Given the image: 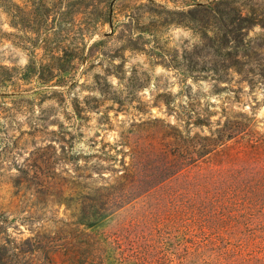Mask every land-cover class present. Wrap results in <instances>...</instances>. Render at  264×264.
I'll use <instances>...</instances> for the list:
<instances>
[{
  "label": "rangeland",
  "instance_id": "1",
  "mask_svg": "<svg viewBox=\"0 0 264 264\" xmlns=\"http://www.w3.org/2000/svg\"><path fill=\"white\" fill-rule=\"evenodd\" d=\"M154 1L152 10L165 13H147L140 6L147 0L119 2L125 26L114 35L109 24L93 27L81 0H0V80H6L0 84V245L11 264H48L39 252H21L23 241L38 232L56 243L98 240L102 264H133L120 262L131 241L156 264H243L248 252L264 247V221L221 223L193 208L196 200L184 188L195 148L215 138L226 117L245 114L264 134V86L250 92L247 84L235 83L240 77L234 73L230 87L241 88L239 99L229 90L215 93L208 77L223 55L184 23L186 17L173 14L210 0ZM238 1L264 16V0ZM122 35L133 42L124 43ZM249 38L252 45L264 42V30L256 26ZM66 51L76 62L74 79L67 86L42 84L51 56ZM30 62L36 70L23 81L19 74ZM102 79L107 83L100 90ZM165 96L174 111L162 102ZM207 113L209 126L194 124ZM138 154V177L154 166L158 174H172L179 160L186 176L169 179L92 227L78 222L73 191L56 195L53 186L61 180L82 183L87 192L109 186ZM240 246L248 247L240 253ZM96 250L89 246L85 256ZM50 257L53 264H67L62 252Z\"/></svg>",
  "mask_w": 264,
  "mask_h": 264
},
{
  "label": "trees",
  "instance_id": "2",
  "mask_svg": "<svg viewBox=\"0 0 264 264\" xmlns=\"http://www.w3.org/2000/svg\"><path fill=\"white\" fill-rule=\"evenodd\" d=\"M121 1L123 0H81L80 4L84 8L82 14L89 15L93 27L109 24L115 35L117 27L125 26V23L119 19L120 13L117 11ZM147 2L140 4L143 9H148L147 13H165V11L152 10L151 6L157 4L154 0H147ZM185 7L188 9L186 12L177 11L179 13L173 14L186 17L187 21L184 23L192 30L202 33L204 38L212 42L210 47L214 52L221 53L224 57L212 68L215 73L213 76L203 77L204 80L209 78V81L215 83L213 84L214 92L220 93L229 90L235 94L234 98L238 100L241 88L233 90L230 87L234 80L232 77L234 73L240 77L235 83L237 85L247 84L250 92L257 86H264V57L249 58L250 54L264 55V42L252 45L249 38V33L256 26L259 25L264 30V16L260 17L261 15L246 10L238 0L194 2L185 5ZM178 24H183V22ZM118 32H120V28ZM210 33L212 35H209ZM106 35L109 34L106 33ZM119 39L124 43L133 42L132 36L122 35ZM72 55L73 52L68 53V51L64 56L53 54L45 69L46 72L44 68L42 69L44 72L42 77H39L40 82L47 85L56 81L60 86L69 85L74 79L71 73L76 69V62L70 59ZM88 57V55L82 56V59ZM34 70L36 67L33 62H30L20 72L19 79L31 80ZM102 80V83H97L100 90H103L101 85L107 83V80ZM194 80H199V78ZM5 82L6 80H0L1 85ZM224 83L227 86L221 87ZM162 102L168 111H174L171 108L170 96H165ZM195 105V99H192L189 107L193 109ZM183 111L190 113L184 106L182 107ZM210 117V113H207L203 118L197 116V121L194 124L209 126ZM253 127V119L248 118L245 114L226 117L223 125L217 131V136L202 139L204 144L194 150L191 170L187 175L189 182L184 188L187 194L191 195V200H196L193 208L201 213L211 214L215 220L221 223L240 221L245 218L264 221V134L255 131ZM134 161L130 167L124 169L122 176L109 186L103 185L87 192L86 186L82 183L68 180V184H66L61 180V183L56 182L53 188L59 199L65 197L67 191H73L69 197L73 198V195H76L74 209L77 210L78 222L92 227L106 220L114 212L138 197L153 194L169 179L186 176L184 160L177 162L179 169L172 174H158L157 167L154 166L147 175H144L145 177H138L141 173L139 167L143 164L141 155L138 154ZM165 167L167 168L169 165L166 164ZM147 181L149 186L141 188L140 184ZM90 240L92 241V239ZM90 240L79 237L71 242L56 243L38 232L23 241L22 246L24 247L21 252H39L45 257L48 264H53L50 254L56 252H62L67 257V264H102L101 243L95 240L92 244ZM111 240L117 241L115 238H111ZM247 244L246 242L244 245ZM91 245L97 246V252L89 258L85 255ZM247 247L240 246V253L243 248ZM255 251V255H252L254 252L247 253L249 257L243 259V264H247V262L264 264V247L257 246ZM4 252H6L5 246L0 245V264H11L4 259ZM121 255L120 262L157 263L155 260H150L145 248L136 244L135 241H131L128 252L123 251Z\"/></svg>",
  "mask_w": 264,
  "mask_h": 264
}]
</instances>
